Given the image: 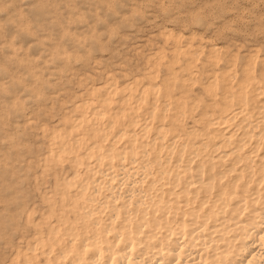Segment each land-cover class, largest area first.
I'll list each match as a JSON object with an SVG mask.
<instances>
[{
    "label": "rangeland",
    "instance_id": "obj_1",
    "mask_svg": "<svg viewBox=\"0 0 264 264\" xmlns=\"http://www.w3.org/2000/svg\"><path fill=\"white\" fill-rule=\"evenodd\" d=\"M166 30L172 33L171 37L163 35ZM188 44L196 55L180 52L174 57L173 50H183ZM210 44L220 48L216 62L208 54ZM250 59L254 74H264V0H0V264H30L36 260L44 264L40 250L31 251V247L45 241L46 234L48 238V224L56 229L59 226L53 232H58V240L62 238L59 241L66 243L68 237L62 234L61 227L70 223L80 227L84 222L74 220L76 204L72 198L77 183L70 187L64 184L76 167L74 153H58L59 140L73 141L70 126L81 115H86L88 121L76 127L77 136H82L84 143L92 139L88 128L90 110L75 108L77 103L93 102L104 111V123L120 108H126L121 113L122 120L121 115L116 117V125L138 135L145 119L168 130L166 138L178 135L175 139L181 140L176 144L185 141V135L190 138L186 132L193 127L200 131L197 130L195 141H206L205 117L218 114L217 110L224 106L222 95L230 89L222 82L223 74L234 71L238 81L232 90H236L244 81ZM187 72L193 81L187 80ZM215 78L212 95L208 81ZM147 81L159 89L157 96H147L156 97L158 105L164 101L168 106L152 110L148 102L137 101ZM107 84H114L117 90L123 87L122 94L92 90ZM104 98H109V102L103 103ZM132 110L139 121L129 125ZM240 122L235 118L231 125ZM232 130L241 132L242 128ZM148 131L141 136L145 141L153 133ZM109 137L103 142L108 141L117 149L126 145V135ZM94 138L90 143L99 140L98 136ZM81 148L79 155L84 149ZM146 150L151 156L149 145ZM57 153L62 156L57 158ZM116 158L112 160L114 168ZM89 160L94 168H99L95 158ZM126 161L120 160L128 164ZM104 163L106 168L111 166V160L104 159L101 164ZM79 169L78 166L76 170L83 175V168ZM114 184L119 185L115 181ZM121 187L117 191L125 192ZM96 213L94 216H101L103 221L108 216L107 210ZM30 254H37L36 260ZM24 255H29L30 262H24ZM103 259L100 263L105 264L106 257Z\"/></svg>",
    "mask_w": 264,
    "mask_h": 264
},
{
    "label": "bare ground",
    "instance_id": "obj_2",
    "mask_svg": "<svg viewBox=\"0 0 264 264\" xmlns=\"http://www.w3.org/2000/svg\"><path fill=\"white\" fill-rule=\"evenodd\" d=\"M164 34L170 37L172 35L168 30ZM177 42L179 43L178 40ZM190 45L184 46V49L181 47L183 50H173L174 57L180 52L196 55L195 50H189L193 49L189 48ZM219 51L216 44L208 46L211 61L216 60ZM251 61L250 59L246 64L244 83L239 84L236 90H232L238 81L234 71L226 70L223 74L222 82L230 89L222 95L224 106L217 110L218 114L205 117L202 133L206 135V141H195L199 130L193 127L186 132L191 134L190 138L185 135L188 139L183 136L185 141L182 139L176 144L181 140L175 139L179 138L178 135L166 138L168 130L145 119L140 124L141 134L138 135L132 129L122 130L116 125V117L124 115L121 113L126 108L123 110L121 106L123 111L115 112L114 117L111 115L104 123V111L92 104L93 102L83 101L81 105L77 103L74 107L82 108V111L84 107L89 108V136H92L91 140L98 136L97 142H101L97 143L95 140L90 143V140L89 143L86 141L87 145L82 141V136H77L76 127L83 121H88L86 115H81L70 126L72 129L69 135L73 141L59 140L58 153H74L72 160L76 167L72 169L73 175L71 173V177L66 178L64 184L70 187L77 183L74 198L71 197L76 204L74 220L78 222L82 219L84 222L80 227L70 222L64 228L61 227L64 233L62 230L60 232L68 237L65 244L59 241L64 239L58 240V232L54 234L59 226L56 229V226L48 224V238L46 234L45 241H38V244L30 246L31 251L39 249L44 264H99L105 257V264H264V129L259 128L264 127V74L255 75ZM187 74V80L193 81L191 73ZM216 84V78L209 79L208 91L212 95L215 94ZM154 86L153 83L141 86L137 101L148 102L152 110L163 109L168 106L164 101L158 105L156 97L147 96L159 92ZM118 88L123 89L120 86ZM101 89L108 91V94L121 93L122 90H117L114 84L102 85L101 88L95 87L92 90ZM108 99L104 98L102 102L106 103ZM132 111L128 115L129 125L139 121L134 110ZM121 116L119 118L122 120ZM251 117H255L253 122L250 121ZM235 118L241 120L239 125H231ZM177 126L180 127L181 124ZM229 126L234 129L241 127L242 131L227 129ZM148 130L153 133L145 141L141 136L147 135ZM210 133L214 135H209ZM117 135L127 136L122 150L110 143L113 136L115 138ZM109 136H112L110 144L108 141L103 142ZM53 137L56 140L57 137ZM148 145L151 156L147 155ZM79 148H84L81 155ZM57 154V158L62 156ZM137 156L139 161L136 163ZM91 157L97 161L96 166H105V163L101 164L104 159L111 160V166H105L104 169L99 166L95 169L89 160ZM114 158L118 161L116 168L112 164ZM125 158L128 164L120 162ZM78 166L83 168V175L76 170ZM114 181L128 187L125 189L122 185L114 184ZM113 184L126 191H117ZM104 210L108 213L105 221L100 219L101 216L99 219L94 216L96 212L101 213ZM37 254H30V258L35 259ZM28 256L25 259L23 257L24 262H30ZM30 264L42 263L36 260Z\"/></svg>",
    "mask_w": 264,
    "mask_h": 264
}]
</instances>
